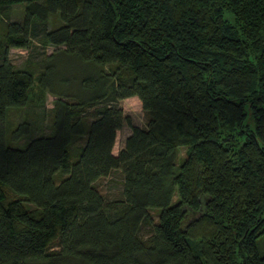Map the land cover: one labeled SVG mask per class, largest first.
<instances>
[{
  "label": "trees",
  "instance_id": "trees-1",
  "mask_svg": "<svg viewBox=\"0 0 264 264\" xmlns=\"http://www.w3.org/2000/svg\"><path fill=\"white\" fill-rule=\"evenodd\" d=\"M20 4L0 30V264H264V0L0 11ZM32 39L55 48L14 67L7 50ZM33 103L47 132L10 145L32 126L8 130L9 109ZM112 170L120 193L104 199L94 184Z\"/></svg>",
  "mask_w": 264,
  "mask_h": 264
},
{
  "label": "rangeland",
  "instance_id": "rangeland-1",
  "mask_svg": "<svg viewBox=\"0 0 264 264\" xmlns=\"http://www.w3.org/2000/svg\"><path fill=\"white\" fill-rule=\"evenodd\" d=\"M20 5H11L5 12L0 11V30L1 24L5 22L20 20L21 13L23 10V4ZM54 48L55 47L51 45H46L42 47L35 39H32L31 44L26 49L9 48L7 50V58L14 67L22 69L23 67L28 66L29 61L34 62V60H36L40 56L50 53ZM36 70V67H34V71ZM62 70L64 71L65 69ZM65 73L66 75L69 74V72L67 71ZM43 97V107L48 109L49 107H51V101L53 97L46 93ZM33 104H27L18 108L9 109L6 116V126L8 127V130L14 128L17 124L23 121L30 122L32 126V130L30 131L29 136L14 141H8L10 145L20 146L28 137L36 136L41 133L47 132V125L49 122L48 116L46 115L45 117H41V115L38 114V110L41 109V107L35 105V103ZM118 104L121 107L123 115H126L133 125L137 127H144L146 117L143 111L141 110L140 103L136 97L124 98L120 100ZM7 133L9 134V132ZM128 133L129 128L125 124H123L118 130H116L114 143L111 149L112 154H116L119 146L121 145L122 140ZM6 137L8 138V135H6ZM184 153L185 147H178L177 159L183 157ZM120 179L121 174L119 170H112L107 176L99 178L97 181H95L94 186L98 190V192L103 196L104 199H112L119 196ZM152 218L154 220L155 216H153ZM147 231H149V227L146 225H142L140 229L141 235L144 236Z\"/></svg>",
  "mask_w": 264,
  "mask_h": 264
}]
</instances>
